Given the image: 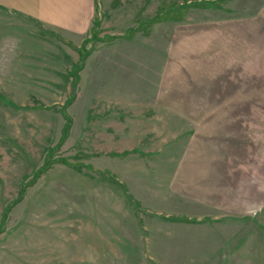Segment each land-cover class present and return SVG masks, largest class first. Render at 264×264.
<instances>
[{
	"label": "rangeland",
	"instance_id": "obj_1",
	"mask_svg": "<svg viewBox=\"0 0 264 264\" xmlns=\"http://www.w3.org/2000/svg\"><path fill=\"white\" fill-rule=\"evenodd\" d=\"M92 6L0 12V264H264V0Z\"/></svg>",
	"mask_w": 264,
	"mask_h": 264
},
{
	"label": "crops",
	"instance_id": "obj_2",
	"mask_svg": "<svg viewBox=\"0 0 264 264\" xmlns=\"http://www.w3.org/2000/svg\"><path fill=\"white\" fill-rule=\"evenodd\" d=\"M94 3L98 6V12L100 13V1L98 4V0H0V12L3 13L8 23H11L9 21L12 19L22 24L32 21L36 22L42 30L51 31L53 28H69L80 31L84 28L85 18L89 17L90 13L94 11L92 6ZM213 168L212 165L208 166L209 182L220 179V176L217 177V174L212 171ZM190 172L195 173L197 171L190 170ZM188 195L203 199L199 194L193 192H189ZM211 195H213V192L208 193V200L209 198L212 199L213 196ZM206 216L205 214L202 219L198 218V220H208Z\"/></svg>",
	"mask_w": 264,
	"mask_h": 264
},
{
	"label": "trees",
	"instance_id": "obj_3",
	"mask_svg": "<svg viewBox=\"0 0 264 264\" xmlns=\"http://www.w3.org/2000/svg\"><path fill=\"white\" fill-rule=\"evenodd\" d=\"M99 1L100 0H98V4H99ZM99 24H100V19H98L97 21H96V29H95V31H94V34H93V36L97 33V29H98V27H99ZM86 42H87V39L86 40H84L83 41V43H82V45L80 46V50H81V58H80V61H79V64H77L73 69H72V76H73V87H75L76 86V84H77V82L79 81V70L81 69V67H82V63H83V61L85 60V58L87 57V55H88V52L86 51V49H85V44H86ZM73 94H74V92H73ZM73 96L74 95H72L71 96V99L69 100V103L71 102V100L73 99ZM64 112V111H63ZM64 115L66 116V118H67V125H66V127L64 128V130H63V136L64 137H66V135H67V131H68V128H69V125H70V123H71V118L66 114V113H64ZM48 160L46 161V164H48ZM124 189H125V187H124ZM126 193H127V190H126ZM186 221H190V220H188L187 218H186Z\"/></svg>",
	"mask_w": 264,
	"mask_h": 264
}]
</instances>
